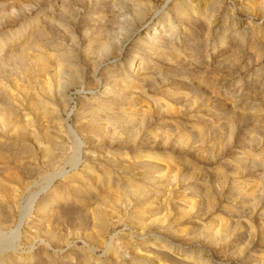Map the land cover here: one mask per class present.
Wrapping results in <instances>:
<instances>
[{"label": "rangeland", "instance_id": "374dc122", "mask_svg": "<svg viewBox=\"0 0 264 264\" xmlns=\"http://www.w3.org/2000/svg\"><path fill=\"white\" fill-rule=\"evenodd\" d=\"M0 210V264H264V0H0Z\"/></svg>", "mask_w": 264, "mask_h": 264}, {"label": "bare ground", "instance_id": "6f19581e", "mask_svg": "<svg viewBox=\"0 0 264 264\" xmlns=\"http://www.w3.org/2000/svg\"><path fill=\"white\" fill-rule=\"evenodd\" d=\"M138 64H139V62H138ZM105 89V88H104ZM129 115H131V114H129ZM132 116V115H131ZM130 117V116H129ZM1 211V210H0ZM5 244V243H4Z\"/></svg>", "mask_w": 264, "mask_h": 264}]
</instances>
